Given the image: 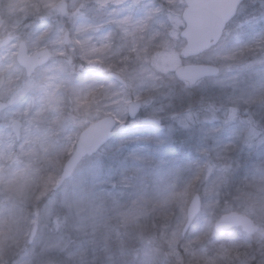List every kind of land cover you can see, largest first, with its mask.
<instances>
[{
    "label": "rangeland",
    "instance_id": "rangeland-1",
    "mask_svg": "<svg viewBox=\"0 0 264 264\" xmlns=\"http://www.w3.org/2000/svg\"><path fill=\"white\" fill-rule=\"evenodd\" d=\"M61 1L69 20L55 16ZM185 5L0 0V99L9 101L0 114V264H264V16L232 25L219 44L185 58ZM148 32L152 51L125 62L122 55L138 54ZM21 40L32 53L52 54L32 78L17 62ZM193 61L223 68L196 87L217 107L206 120L194 112L171 114L172 102L163 97L165 85L179 93L186 88L175 70ZM16 86L28 88L21 98ZM132 99L143 101L141 115L159 116L166 127L117 132L37 216L80 127L109 113L132 123ZM14 119L23 123L20 140ZM198 192L202 210L184 233L188 203ZM228 210L248 211L258 234L215 230ZM35 219L39 228L29 243Z\"/></svg>",
    "mask_w": 264,
    "mask_h": 264
},
{
    "label": "water",
    "instance_id": "water-1",
    "mask_svg": "<svg viewBox=\"0 0 264 264\" xmlns=\"http://www.w3.org/2000/svg\"><path fill=\"white\" fill-rule=\"evenodd\" d=\"M188 6L183 11V17L186 28L181 32L182 36L186 38L187 45L182 49V54L186 57L192 55H198L204 50L211 48L214 44L221 39L224 34V29L228 22L235 16L238 11L239 5L244 0H185ZM60 10L63 13L67 12L68 6L66 2H61ZM18 55V61L21 62L27 69L29 75L43 63H46L50 56L46 55V51L42 50L37 55L29 56V51L25 42L20 44ZM44 56L39 59V56ZM220 72V68L212 64H193V65H182L176 73L179 77H183L188 80L191 85H194L200 79L205 76H215ZM113 77L116 79H122L120 75L113 73ZM123 80V79H122ZM4 105H0V109L4 108ZM141 103L133 101L129 106V111L132 117H135L140 111ZM151 123H155L157 128L162 126V121L158 118L148 119ZM116 121L113 116L99 119L97 122L90 125L80 135V139L77 143V149L70 156V159L64 167V171L60 177V181L57 188L62 182H64L74 171L75 167L85 157V155L93 154L100 150V148L114 135L113 128L116 126ZM15 131L20 134V124L14 123ZM127 128L122 126L121 129ZM201 195H196L189 207V220L186 224V230L194 220L196 215L201 209ZM234 225H245L246 228L253 232L255 229L254 224L251 220L246 218L244 215L232 213V215L223 216L217 223L216 227L218 230L232 228ZM38 224L36 223L33 231L31 240L36 235Z\"/></svg>",
    "mask_w": 264,
    "mask_h": 264
},
{
    "label": "trees",
    "instance_id": "trees-1",
    "mask_svg": "<svg viewBox=\"0 0 264 264\" xmlns=\"http://www.w3.org/2000/svg\"><path fill=\"white\" fill-rule=\"evenodd\" d=\"M263 1L264 0H246L233 23L245 26V24L253 21L256 16L259 15L260 17L264 11V8H262ZM186 98L187 99L183 97L182 101H177L176 109L184 110L189 104L195 109L201 105L202 99L195 91H190Z\"/></svg>",
    "mask_w": 264,
    "mask_h": 264
},
{
    "label": "bare ground",
    "instance_id": "bare-ground-1",
    "mask_svg": "<svg viewBox=\"0 0 264 264\" xmlns=\"http://www.w3.org/2000/svg\"><path fill=\"white\" fill-rule=\"evenodd\" d=\"M146 35H147L146 36V40H145L144 44L142 45L141 49L139 50V53L138 54L135 53V52H133V51H129L128 54L122 55V57L124 58L125 62H127L128 58H130V57H135V58L138 57L141 52H149V51H152L151 50L150 43L152 41V38H153V40H155V38L150 34V32H148ZM152 45H154V44H152ZM196 195H198V193H194L193 196H192V198H191V200L188 203L187 216H188V212H189L190 203L192 202V200L194 199V197Z\"/></svg>",
    "mask_w": 264,
    "mask_h": 264
},
{
    "label": "flooded vegetation",
    "instance_id": "flooded-vegetation-1",
    "mask_svg": "<svg viewBox=\"0 0 264 264\" xmlns=\"http://www.w3.org/2000/svg\"><path fill=\"white\" fill-rule=\"evenodd\" d=\"M142 119H143V118H142ZM142 119H141V120H142ZM141 123H142V122H141ZM143 124H144V123H143Z\"/></svg>",
    "mask_w": 264,
    "mask_h": 264
}]
</instances>
